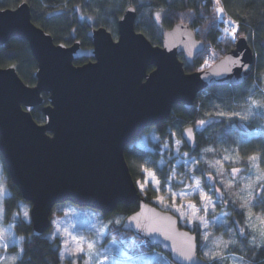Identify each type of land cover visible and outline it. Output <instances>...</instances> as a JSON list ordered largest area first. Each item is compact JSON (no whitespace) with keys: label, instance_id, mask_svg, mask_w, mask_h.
Wrapping results in <instances>:
<instances>
[{"label":"water","instance_id":"1","mask_svg":"<svg viewBox=\"0 0 264 264\" xmlns=\"http://www.w3.org/2000/svg\"><path fill=\"white\" fill-rule=\"evenodd\" d=\"M131 8L117 22L116 39L102 27L90 28V48L78 41L55 44L32 23L26 2L0 9V46L11 39L24 40L36 62L33 86L26 85L13 67L0 68L1 159L22 201L30 204L34 237L50 229V215L58 204L69 202L102 214L136 204V211L122 221V231L158 247L174 264H207L197 253L195 234L141 196L124 149L145 129L163 124L174 106L190 109L201 91L244 84L255 55L246 37L240 36L210 67L186 73L179 55L192 65L204 50L192 29L176 23L165 31L161 45L153 46L135 31L136 12ZM234 54H242L250 66L247 72L228 63ZM81 59L88 61L74 64ZM42 94L47 95L46 105ZM36 107L44 117L41 125L31 116ZM194 144L185 143L189 148ZM132 218L136 219L129 223ZM185 234L195 237L196 261L175 255L186 247Z\"/></svg>","mask_w":264,"mask_h":264},{"label":"trees","instance_id":"2","mask_svg":"<svg viewBox=\"0 0 264 264\" xmlns=\"http://www.w3.org/2000/svg\"><path fill=\"white\" fill-rule=\"evenodd\" d=\"M26 2L30 8L32 23L48 33L55 44L70 46L78 41L82 48H90L91 41L86 36L90 28H104L113 38L117 37V22L127 7L135 8L136 17L134 29L141 33L153 45L160 46L162 36L166 30L176 23L188 25L195 34L197 40L204 44L202 53L197 54L192 65L183 62L186 73H194L210 67L232 49L234 42L226 38L223 32L224 24L213 20V9L209 0H0V9H14L19 3ZM225 18L236 20L239 24L238 37L245 36L255 55V62L250 78L242 85L213 86L201 91L190 109L174 106L167 120L154 127L158 141L152 148H145L135 144H129L124 149V158L128 165L133 180H141V164L148 162L151 170H154L163 184L164 178L169 176L173 168L175 156L168 149L172 147L175 133L177 139H181V130L192 126L195 132V144L189 148L182 142L180 151L187 153L188 158H199L201 154L208 159L223 156L224 148L236 151L239 165L249 168L248 157L259 154L260 166L264 168V133L256 131L254 123H245L237 117L229 119L227 115L221 117L219 112L230 113L241 106L244 97L254 93L259 98L264 93V0H223ZM163 10L162 19L157 22L154 19L156 11ZM212 53H215L213 55ZM208 65H204V61ZM87 62L86 59L77 60L75 65ZM13 67L20 79L29 86L35 84L33 73L36 70V62L27 43L24 40L11 39L0 46V68ZM43 105L47 104V95L42 94ZM32 119L39 125L44 123L41 107H36L31 112ZM208 122L204 128L197 129L196 122L199 120ZM167 144L169 147L162 152L160 145ZM205 148H212V152H204ZM0 162L6 173V186L8 195V211L3 216L4 223L12 224L14 237L18 239L13 245L9 243V251L12 255L23 246L24 255L18 264H62L60 257V243L58 240L49 239L43 235H32L30 220H24L21 211L22 199L18 190L12 185L0 155ZM182 162V161H181ZM180 162V163H181ZM209 172H215L202 163L199 159L196 173L202 175L206 189L213 187L221 188L223 196L218 193H210L214 199L221 201L222 209L227 213L226 223L223 225L222 234L235 243L228 246V253L239 256L247 264H264V248L257 245L255 249L249 243L250 232L246 225V205L239 198L237 185L228 188L226 173L218 179L225 180V186L218 182L205 178ZM217 173V172H216ZM219 195V197H217ZM154 195L147 191L144 200L152 205ZM137 205H119L116 211L124 217L135 212ZM221 210V209H220ZM18 214V215H17ZM179 227L195 234L197 240V253L207 264H220L218 261L204 258L203 252L205 241L197 231V225L189 228L179 222ZM243 230L244 235H239ZM19 237H24L23 242ZM105 239H113L122 245L131 240L132 247H126L133 256H141L150 251L160 249L151 247L145 241L135 239L131 233L124 232L121 225L110 223ZM162 254V252L160 251ZM164 254V253H163ZM170 264H174L169 261Z\"/></svg>","mask_w":264,"mask_h":264},{"label":"rangeland","instance_id":"3","mask_svg":"<svg viewBox=\"0 0 264 264\" xmlns=\"http://www.w3.org/2000/svg\"><path fill=\"white\" fill-rule=\"evenodd\" d=\"M261 79H264V77H262ZM245 108L246 106L243 101L241 106L234 109V111L244 114ZM245 123H254L256 125V131L264 133V117H261L257 114L256 116L250 117L249 120ZM153 128L154 127L147 128L143 132H141L138 137L132 142V144L148 149L152 148L154 143L158 141L157 135ZM174 138V140L177 139L175 136ZM164 145L165 143H162L160 145L162 152L168 149H166ZM168 152H171L172 156H175V161L171 170V173L175 174V178L171 182V190L177 193L181 192L182 190H192V182L188 178L189 175L201 179L203 183L202 175L197 174L196 170L192 173L188 172V168L192 166V161L196 160L199 163V159L202 163H206L208 167L209 165H215L214 168L209 167V169L213 170L215 173H226L227 182L232 179L230 175L232 168L235 167L242 169L243 172L235 177L234 184L238 187L240 200L245 204H247L249 200L250 191H253V189L259 191L257 188L258 178L264 179V168L260 166L259 161L250 163L249 168H244L238 164L239 157L237 152L231 151L227 148H224L223 156H229L230 160L233 161V163L224 162L223 168H221L219 164H216V161L220 160L223 156L220 158H214L212 160L208 159L207 156L203 154H201L199 158H188L187 155H184L185 152L183 153L180 151V148L179 152H177V149L173 146V144L172 147L168 149ZM257 163L259 165L258 167L255 166ZM141 173L143 175V178L141 180H134V184L138 191L139 189L136 182L138 180L142 181L145 178L144 173L142 171ZM207 175H205L206 179ZM249 177H251V179H249ZM5 180L6 173L3 170L2 163L0 162V187L6 189L8 193ZM211 184L212 182L210 181V186ZM246 185L248 187H246ZM211 189L212 188H205L206 191H211ZM146 191H149L154 195L153 200L156 204L154 206L161 210L172 213L177 217L180 223L189 228L197 225L189 218L182 219L181 214L176 212L174 210V207L165 208L163 205L158 203L155 197V193L152 191L150 186L146 188ZM141 196L144 198V196L146 195L141 194ZM217 197H219V195ZM261 197H264V193H260V195L256 197V201L253 202L255 204L254 207L247 206L246 209V225L250 232L249 241L252 240L253 237H255L256 245H260L262 243L260 233L264 231V223H261V221H264V204L257 202L261 199ZM212 199L215 201V205L209 206L207 214H205L203 211L199 213V215L203 217L208 224V228L206 230L202 227L200 228L201 237L203 236L205 231L208 233V240L205 241L206 246L204 252L218 251L222 253L224 259L216 260L220 262V264H247L239 256L228 253V246L232 244V239L225 237L222 234V228H220L223 227V225H225L226 223L227 213L222 209L223 206L221 205L220 198L214 199L212 197ZM165 203L170 204L171 201L166 199ZM181 203L185 205H187L188 203H192L196 204L199 207V197L190 195L183 202H181L180 200L176 201L177 205H180ZM20 207L22 213H24L25 210L29 211L30 204L23 201ZM184 211L189 212L191 210L184 209ZM124 218L125 217L116 210L111 213L102 214L99 211L91 208H80L69 202H65L53 207L50 215V229L47 231L45 236L52 240L56 239L60 243V257L62 260V264H69L70 261H76L77 257L69 255V253L73 252L80 243H84L86 245L89 240L95 241V248L100 253V256L98 257L99 260H104V257L107 256V264H170L169 257L166 254H161L158 250L150 251L146 254H142L141 256H133L128 252L126 248L133 246L131 240L127 241L125 245H122L121 243H118L113 239H105L110 223L121 225ZM116 220H119L120 224H116ZM0 228L5 229V236L8 240V243H10L11 240L18 241V239L14 237L12 224L4 223L3 216L0 217ZM217 245H219L218 248ZM10 256H12V253L8 248L7 250H5L4 248H0V257ZM202 256L204 258H207L204 255ZM86 259L87 257L80 259L79 264H85Z\"/></svg>","mask_w":264,"mask_h":264},{"label":"snow or ice","instance_id":"4","mask_svg":"<svg viewBox=\"0 0 264 264\" xmlns=\"http://www.w3.org/2000/svg\"><path fill=\"white\" fill-rule=\"evenodd\" d=\"M209 3L212 5L213 9V20L219 21L220 23L224 24L223 32L226 38L230 39L231 41L235 42L239 37V24L236 20L233 19H226L225 18V8L223 6V0H209ZM135 8L129 9V11H135ZM162 13L163 10L156 11L154 15V19L159 22L162 19ZM215 55V53H212ZM236 55V58L233 59V57H228V63H230L233 67L241 69L243 72H247L249 70V65L247 63L243 62V56L242 54H234ZM204 65H208V61H204ZM203 71V66L200 69ZM244 104L246 106L244 114H241L236 111H232L230 113H224L219 112L218 115L223 117L225 115L228 116L229 119H232L233 117H238L241 121L247 122L250 117L256 116L257 114L261 117H264V93L261 94L259 98H255L254 93H249V96L244 97ZM206 125H208V122L201 119L198 122H196L195 127L196 128H204ZM172 137L175 136V133L170 134ZM182 139H176L173 141V146L177 149V152H179L180 145L183 143H189L194 144L195 143V132L193 127H188L183 130L181 133ZM164 147L167 149L169 146L167 144L164 145ZM214 149L212 148H205L204 152H212ZM184 155H188L187 153H184ZM261 159L259 154H253L248 157L249 163L258 162ZM224 162H230L233 163V161L230 160V157L225 155L220 160L216 161V164H219L221 168H223ZM258 167V163L255 165ZM198 167V162L196 160L192 161V166L188 168V172L192 173L196 170ZM210 168H214L215 165H209ZM141 171L144 173L145 178L142 181H137V187L139 189V192L143 195H147L146 188L151 187L152 191L155 193V197L158 203L163 205L165 208L174 207V210L181 214V218H189L194 223L197 224V231L199 232L200 228L203 229L208 228V224L206 223L205 219L199 215L201 211H203L205 214H207L209 210V206H214L215 201L212 199V195L209 191L205 190V186L202 183L201 179L195 178L194 176L189 175V180L192 182V190H182L181 192L177 193L171 190V182L175 178V174L171 173L169 176L164 178L163 184L161 183L160 178L157 176L156 172L151 170L148 166V162H145L141 164ZM243 172L240 168H232V171L230 173L232 179L227 182V187L232 188L234 187V180L235 177L240 175ZM223 176V172H217V173H211L209 172L207 175V179L210 181H213L215 183H219L221 186H225V180L224 179H218V177ZM251 179V177H249ZM246 187H248L246 185ZM257 188L259 191H256L253 189V191L249 192V200L246 205H242V207L251 206L254 207L255 204L253 203L256 201V197L260 195V193H264V179L257 180ZM212 193H218L219 195L223 196L224 193L221 191V188L213 187L211 189ZM163 193V194H161ZM255 193V194H254ZM8 195L7 190L0 187V217L6 215L8 208L6 207L7 201L4 199ZM190 195L192 196H198L199 197V207L196 204L188 203L187 205L181 203L180 205L176 204L177 200H180L183 202L186 198H188ZM168 199L171 201L170 204H166L165 200ZM258 203L264 204V197H261ZM184 209H190L191 211L185 212ZM18 215V214H17ZM24 220L30 219V212L28 210H25L23 213ZM136 218H132V220L129 221V223H132ZM116 224H120L119 220L115 221ZM261 223H264V221H261ZM138 231H143L142 228H140L139 225H137ZM244 231L240 230L239 235H244ZM262 243L259 245L260 247L264 248V231L260 233ZM187 244L186 247L181 249L180 251H177L175 255L178 259L192 262L196 261L197 257L195 256V237L188 236L185 234ZM167 238V237H166ZM204 241L208 240V233L205 231L203 236L201 237ZM24 237H19V241L23 242ZM232 243H235V241H232ZM249 243L252 245V248L255 249L257 247L256 245V238L253 237L252 240L249 241ZM16 244V241H13V245ZM9 247L8 240L5 236V229L0 228V248H4L7 250ZM219 245H217V248ZM24 255V248L21 246L19 248V251L15 252L10 257H0V264H18V262L21 260L22 256ZM69 255L76 256V261H70L69 264H79V260L83 259L84 257H87L85 264H107V256L104 257V260H99L98 257L100 256V253L95 248V241L89 240L87 244L80 243L77 248L69 253ZM203 255L207 257L209 260L216 261L220 259H224L223 254L216 251H209L204 252Z\"/></svg>","mask_w":264,"mask_h":264},{"label":"flooded vegetation","instance_id":"5","mask_svg":"<svg viewBox=\"0 0 264 264\" xmlns=\"http://www.w3.org/2000/svg\"><path fill=\"white\" fill-rule=\"evenodd\" d=\"M87 60V59H86ZM88 61V60H87Z\"/></svg>","mask_w":264,"mask_h":264}]
</instances>
